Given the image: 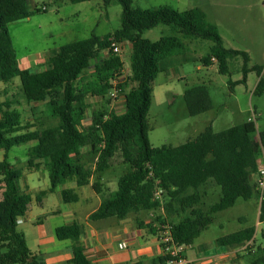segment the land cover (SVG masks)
I'll return each mask as SVG.
<instances>
[{
    "label": "trees",
    "instance_id": "obj_1",
    "mask_svg": "<svg viewBox=\"0 0 264 264\" xmlns=\"http://www.w3.org/2000/svg\"><path fill=\"white\" fill-rule=\"evenodd\" d=\"M68 1L79 4L93 0ZM112 1L104 0V3L108 6ZM116 1L122 6L120 29L103 37L92 35L66 44L51 52L44 70L33 72L20 67L8 30L9 24L34 15V11L28 8L30 0H0V82L9 83L19 78L28 103H44L49 118L57 123L30 131V126L22 124L21 114L12 108L11 101H0V152L4 155L0 161V186H3L0 264H43L32 257L24 234L18 230V221L29 211L31 197L20 191L18 182L23 173L9 161L13 148L31 142L35 145L29 156L43 160L52 192L70 181H76L78 187L89 185L92 175L110 168L111 160L121 152L131 171L119 179L117 191L103 200L90 219H124L132 213L156 210L160 205L154 200V193L159 187L165 197V216L158 215L156 220L170 227L174 240L187 247L213 224L217 213L234 207L239 199L257 198L252 177L258 171L264 133L258 137L253 122L221 132H214L209 126L195 139L180 146H152L148 114L154 96L153 83L160 74V62L185 54L187 47L177 35L153 42L144 38L143 33L165 25L184 38L211 41L210 54L202 58V64L208 67L215 60L221 74L229 73L231 59L242 56L243 79L237 83H246L248 73L256 71L259 80L254 94L259 96L264 95L262 68H249L246 52L225 48L218 28L207 21L201 8L183 12L169 7L142 9L136 8L133 0ZM40 11L36 9V12ZM114 42H127L131 46L130 73L122 90L125 111L121 115L105 110L94 111L91 124L84 127L83 122L91 108L89 96L110 99L111 80L124 69L121 55L113 53L110 48ZM103 52L107 55L103 56ZM92 66L91 80L77 85ZM184 100L190 116L213 109L205 85L187 89ZM86 147L97 154L94 172L87 170L79 160L81 150ZM210 181L220 187L221 196L218 202L204 210L199 207L203 200L199 190ZM92 186L97 193L100 192L99 182ZM61 194L66 203L79 199L72 189H65ZM174 216L182 219L178 223L167 221ZM260 220L264 221V204ZM148 228L152 232L156 230L152 224ZM82 234L83 227L77 223L56 229L59 240L73 242L74 258L69 264H92L80 243ZM254 235L255 228H247L221 237L217 243L239 247L252 241ZM160 263H166V259L161 257Z\"/></svg>",
    "mask_w": 264,
    "mask_h": 264
},
{
    "label": "rangeland",
    "instance_id": "obj_2",
    "mask_svg": "<svg viewBox=\"0 0 264 264\" xmlns=\"http://www.w3.org/2000/svg\"><path fill=\"white\" fill-rule=\"evenodd\" d=\"M133 3L136 8L142 9L169 7L179 12L197 7L203 9L207 21L218 28L225 48L246 52L249 56L248 67H261L264 77V0H133ZM43 7H46L47 11H42ZM28 8L34 11L31 20L8 25L20 64L28 58L35 59L44 56L45 53L51 54L66 44L84 40L92 34L103 37L120 29L122 24V6L116 0L108 6L104 0L79 4H73L68 0L58 2L30 0ZM37 8L41 11L36 12ZM173 35L181 38L187 51L184 56L178 58L177 65L161 72L153 83L154 97L148 114L152 146L156 148L164 145L180 146L195 139L209 126H212L214 132H221L236 125L253 122L257 134L264 133V95L254 94L259 80L258 73L250 71L246 83L239 84L237 82L243 79L242 56L231 59L229 73L221 74L217 62L208 67L202 64V58L210 54L213 46L211 41L184 38L165 25H159L143 33L144 38L153 42ZM102 55L107 54L103 52ZM121 57L128 76L130 52L126 45H123ZM40 69L44 70L45 65L43 69L37 67L32 71ZM92 71L93 66L82 75L77 85L81 86L91 80ZM199 85L207 87L213 109L197 116H190L184 93L187 89ZM7 99L11 101L12 108L21 114L22 124L30 126V131L57 124L49 118L44 103H28L19 78L9 83H0V101ZM122 99V94L116 101L89 96L91 108L83 122L84 127L91 124L94 111L121 112L124 108ZM33 145L35 142L13 148L9 155L10 162L24 171L26 167L22 162L26 161L25 155H29ZM79 155V160L86 169L94 172L97 154L92 152L90 147H86ZM0 159H3V152H0ZM130 171L131 166L124 163L121 152H117L111 160L110 168L104 174L110 179V186L117 190L118 180ZM37 175L38 178L31 183V192L43 190L50 184L47 171L42 170ZM87 190L90 191L89 188ZM199 191L203 196L199 207L204 210L218 202L221 196L220 187L213 181L201 187ZM164 202L163 193L160 206L156 209L159 214ZM257 203L256 197L247 201L239 199L234 207L217 213L213 224L201 234L195 245H204L203 247L208 248L220 237L235 233L244 227H253L256 230L254 249L257 254L247 256L245 260L251 263L264 259V222L259 223ZM36 211L37 208L30 209L32 214ZM241 216L246 218L245 222L239 220ZM21 227L19 225V230ZM189 254L193 255L194 252L190 250Z\"/></svg>",
    "mask_w": 264,
    "mask_h": 264
},
{
    "label": "crops",
    "instance_id": "obj_3",
    "mask_svg": "<svg viewBox=\"0 0 264 264\" xmlns=\"http://www.w3.org/2000/svg\"><path fill=\"white\" fill-rule=\"evenodd\" d=\"M31 18L29 19L31 20ZM121 45L122 49L123 45H126L131 53L129 43L125 42ZM49 55L50 53H45L44 56H39L35 59L28 58L22 64L19 62V65L22 69L30 71L37 67L43 69ZM184 55H175L162 60L159 65L160 73L168 71L177 65L178 58ZM214 62L216 61L213 60ZM40 71L42 70L40 69ZM122 100L124 101L122 108H124L121 112H116L119 115L125 111L124 97ZM257 135L259 137L260 134ZM25 156L26 161L22 162V164L26 169L24 171L20 169L23 176L20 178L18 186L22 193L31 197V203L26 216L18 221V230L19 225H21L22 227L19 231L24 234L32 257L43 262V264H69L74 258L73 242L71 240H59L56 236V229L77 223L83 227L80 243L84 246L85 254L92 264H161L160 232L162 227L167 225H161L156 218L158 215L165 216L163 207L160 214L158 211L152 210L137 214L132 213L124 219L111 217L102 220H91L90 216L98 210L103 200L117 191L110 186V179L104 174L106 170L99 175L93 174L90 184L87 186L78 187L76 181H70L53 192L50 191V184L43 190L31 192V183L38 178L37 174L42 170H47L44 167L43 160L31 158L28 154ZM2 160L0 159V161ZM30 160H32V165H30ZM11 164L17 168L16 164ZM256 180L257 174L252 177L254 186L256 185ZM96 182L100 184L99 193L92 186ZM2 188H0V202L3 198ZM65 189L74 190L79 196L78 201L74 203L64 202L61 193ZM73 205L75 207H72ZM32 207L38 209L34 214L30 213ZM260 214L261 211L259 209V220ZM181 219V217L174 216L167 221L178 223ZM239 220L245 222L246 218L241 216ZM260 222L264 221L260 220ZM149 224L153 225V228L156 229L154 230L155 232L150 231V228H148ZM247 228L244 227L239 231ZM217 240L211 243V247L209 246L208 248L203 247L204 245H195L194 242L186 248L185 256L194 264H264V259L254 260L251 263L245 260L247 256L257 254L254 249L255 235L252 241L245 244V246L248 245V250L246 251L241 249L244 245L239 247L219 245ZM190 250L192 253L194 252L193 255L189 254Z\"/></svg>",
    "mask_w": 264,
    "mask_h": 264
},
{
    "label": "built area",
    "instance_id": "obj_4",
    "mask_svg": "<svg viewBox=\"0 0 264 264\" xmlns=\"http://www.w3.org/2000/svg\"><path fill=\"white\" fill-rule=\"evenodd\" d=\"M42 11H46V7L42 8ZM111 50L117 55L122 53V45L118 42H114L111 45ZM128 76L125 73V68L115 75L111 80L112 89L108 94V97L112 100H118L122 94L123 85L126 83ZM257 200L259 209L261 211L264 204V144L261 145V152L257 171L256 180ZM163 195V190L157 188L154 193V200L160 204ZM160 247L161 257L166 259V264H194L185 256L187 246L178 244L171 233L170 227L163 226L160 232ZM242 250H248V245L241 247Z\"/></svg>",
    "mask_w": 264,
    "mask_h": 264
}]
</instances>
